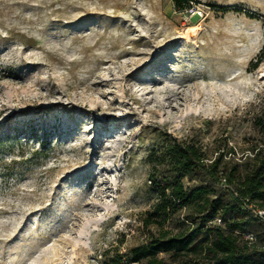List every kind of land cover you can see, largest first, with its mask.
Returning a JSON list of instances; mask_svg holds the SVG:
<instances>
[{
  "label": "rangeland",
  "instance_id": "rangeland-1",
  "mask_svg": "<svg viewBox=\"0 0 264 264\" xmlns=\"http://www.w3.org/2000/svg\"><path fill=\"white\" fill-rule=\"evenodd\" d=\"M196 4L0 0V264H103L191 232L192 209L151 217L148 157L175 139L210 162L234 152L220 170L237 163L238 184L246 152L264 148V0ZM194 183L234 200L232 186Z\"/></svg>",
  "mask_w": 264,
  "mask_h": 264
},
{
  "label": "trees",
  "instance_id": "trees-1",
  "mask_svg": "<svg viewBox=\"0 0 264 264\" xmlns=\"http://www.w3.org/2000/svg\"><path fill=\"white\" fill-rule=\"evenodd\" d=\"M172 2L175 9L181 12L197 5V0ZM219 11L243 13L250 19L261 18L239 8L223 7ZM263 60L264 48L254 67ZM259 123L264 132V123ZM218 153L210 162L197 144L177 139L160 152L151 153L148 158L155 169L151 187L157 199L151 217L155 218L156 223L165 222L182 209H192L187 217L191 220L192 230L186 234L162 232L159 236L153 235L148 244L133 247L125 257L117 255L103 264H143L144 261L147 264H166L159 261L157 255L170 252L191 257L183 264H264V224L256 220L247 208L249 201L264 209V148L253 149V157L244 156L243 161L247 160L246 169L238 184H235V180L240 166L234 163V167L226 174L220 170V166L227 154L224 150ZM229 155L234 157V152ZM159 168L164 169L163 174ZM203 175L220 185L225 178V187L235 188L232 195L234 200L225 203L222 196L210 197L213 192L208 186L194 183ZM247 215L249 219H246ZM217 218L222 219L224 226L210 225ZM248 227L254 229L256 235L244 232ZM246 233L254 235L252 243L244 239ZM199 236L202 240L197 243Z\"/></svg>",
  "mask_w": 264,
  "mask_h": 264
},
{
  "label": "built area",
  "instance_id": "built-area-1",
  "mask_svg": "<svg viewBox=\"0 0 264 264\" xmlns=\"http://www.w3.org/2000/svg\"><path fill=\"white\" fill-rule=\"evenodd\" d=\"M193 9H194V8H193ZM217 155H219V153H216L214 157H217ZM247 155H249V156H251V157L254 156V154H252L251 152H246L245 156H247ZM225 158H226V159H230V155H229V157L226 156ZM226 183H227V182H226V179L223 178V179H222V184H223V185H226ZM248 203H249V204H248L247 208H248V210L250 211L251 215H252L256 220H258L259 222H261V223L264 224V209L260 208L259 206L255 205V204H253V203H250L249 201H248ZM210 225H214V226H224V223H223L222 219L217 218V219H215L213 222H211ZM244 239H245L247 242L252 243V242L255 240V237H254V235L251 234V233H246V234H244Z\"/></svg>",
  "mask_w": 264,
  "mask_h": 264
},
{
  "label": "bare ground",
  "instance_id": "bare-ground-1",
  "mask_svg": "<svg viewBox=\"0 0 264 264\" xmlns=\"http://www.w3.org/2000/svg\"><path fill=\"white\" fill-rule=\"evenodd\" d=\"M225 92V91H224ZM224 96V95H223ZM188 114V113H187Z\"/></svg>",
  "mask_w": 264,
  "mask_h": 264
}]
</instances>
